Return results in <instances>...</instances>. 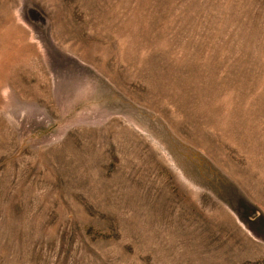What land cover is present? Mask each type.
Returning a JSON list of instances; mask_svg holds the SVG:
<instances>
[{
    "label": "rangeland",
    "instance_id": "374dc122",
    "mask_svg": "<svg viewBox=\"0 0 264 264\" xmlns=\"http://www.w3.org/2000/svg\"><path fill=\"white\" fill-rule=\"evenodd\" d=\"M0 264H264V0H0Z\"/></svg>",
    "mask_w": 264,
    "mask_h": 264
}]
</instances>
